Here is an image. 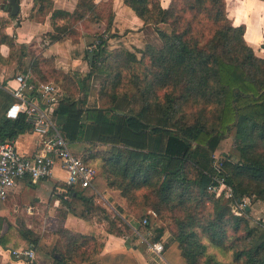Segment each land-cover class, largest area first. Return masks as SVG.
Here are the masks:
<instances>
[{
	"label": "trees",
	"instance_id": "16d2710c",
	"mask_svg": "<svg viewBox=\"0 0 264 264\" xmlns=\"http://www.w3.org/2000/svg\"><path fill=\"white\" fill-rule=\"evenodd\" d=\"M34 4L40 16L50 14L52 32L43 37L48 45L70 37L76 25L88 19L105 21L106 31L112 24L111 0L101 4L78 0L72 13L54 10L49 0H34ZM123 4L152 28L159 48L146 43L135 52L109 50L108 37L102 35L99 44L86 51L87 59L90 52L94 56L84 77L56 68L53 56L41 51L23 52L28 61L20 69L30 70L33 82L59 85L62 97L51 119L61 136L69 145L89 146L90 156L79 158L93 168L97 163L105 185L138 207V220L150 210L163 223L173 224L172 241L184 264H225L208 254V247L222 255L230 253L233 264H264V230L257 232L248 222L251 205L264 204V55L258 57L246 43L245 25H233L225 0H170L165 8L161 0H123ZM108 7L103 19L101 8ZM9 16L17 15L9 12ZM3 29L0 44L8 45L9 60L14 45ZM134 65L142 67L140 76L128 75ZM125 74L136 85L134 97L121 83ZM96 75L105 79L98 97L91 99L89 82ZM0 95V143L31 133L24 112L14 120L6 117L13 100L2 91ZM100 98L108 101L107 108L96 104ZM231 131L238 161L219 159L217 172L212 155ZM216 176L224 178L232 201L249 200L242 216L233 215L222 194L207 190ZM88 190L58 183L53 196L83 220H89L90 212L103 213L109 234L132 233L95 205ZM65 217L62 212L54 232L58 236L54 264L91 261L98 248L95 238L64 228ZM3 225L2 248L39 247L42 236L28 229L20 217L0 218V231ZM153 228L152 240L159 241L166 228Z\"/></svg>",
	"mask_w": 264,
	"mask_h": 264
},
{
	"label": "crops",
	"instance_id": "0c3cea01",
	"mask_svg": "<svg viewBox=\"0 0 264 264\" xmlns=\"http://www.w3.org/2000/svg\"><path fill=\"white\" fill-rule=\"evenodd\" d=\"M16 1L19 11L16 18L12 19L8 12L9 0H0V29L2 30L4 28L5 35L11 38L14 45L11 53L12 57L8 60L10 49L8 45L0 44V81L3 87L9 89H13L16 86L13 81L14 75L12 73L17 71H20L21 74L27 72L31 73L30 70L23 72L20 67L22 64L26 65L28 61V58L22 57V53L29 52L26 51V49L33 43L38 44L35 46V49L39 47L44 56H53L60 61H63L66 56V50L64 49L66 46L70 48L67 49L69 53L74 50L78 53L82 48L81 45L84 44L77 47L71 46L68 40H65L66 42H56L48 45L47 40H43V37L45 34L52 32L50 14L45 17L40 16L38 13V6L34 4V0ZM49 1H51L54 10L72 13L78 0ZM106 1L108 0H95L97 4ZM225 1L227 13L233 25H245L244 39L246 43L254 52L260 49L261 57H263L264 50L261 45H264V0ZM169 2L170 0H167V2L161 0V6L165 8ZM111 3L114 13L113 27L115 31L117 30L115 35L117 34L120 36L119 38H116V36L114 39H118L117 41L123 44L128 42L137 49H141L145 44L144 41L147 40V35H149V26H143V23L134 13L123 4V0H111ZM229 4H231V10L228 9ZM243 5L250 7L247 17H242L241 12L239 14L237 13L238 9L242 8ZM237 15L239 16L238 22H236ZM101 24L103 25L104 23L101 22ZM120 26L129 28L130 30H135V26H137L139 29L136 28L137 31L135 32L129 31L124 33L121 32ZM249 26L251 28L250 32ZM43 43L45 47L42 46ZM146 43H148V41ZM73 64L74 65H70L68 61L62 62L59 69L63 71H77V66L80 65L79 61L75 60ZM0 91L10 97L7 91ZM2 104L3 101L0 95V116L2 115ZM11 141L17 153L22 156L33 157L40 153V148L37 146V142L39 141L38 136L32 132L19 135ZM62 179V172L55 169L54 178L42 180L37 184H31L27 179L18 181L9 191L6 198L7 200L4 202L0 201V218L12 220L15 217H20L28 229L40 234L32 228L31 221L33 219L51 218L56 216V212L58 214L65 212L66 217L63 220V227L72 232L94 237L98 246L97 252L92 257L91 261L76 264H184L183 259L179 255L176 243L168 238L166 234H163L159 240L162 242L164 248L162 258L160 259L151 253L144 244L140 243L136 237L128 234L120 236L109 234L98 222L83 220L70 214L53 196L55 186L58 185V183L63 184ZM46 183L50 185L45 186ZM39 184L44 185L49 191L48 197L46 196L43 198V196H34V199L30 200L27 186L35 190V187ZM40 228L42 227L40 226ZM5 230L6 227L3 225L0 232L3 233ZM41 231H43V228ZM57 240V236L49 233V235L41 238L40 245L37 249L20 244L17 249H28L34 252L35 256L33 260L27 258H14L11 255L12 249H4L0 246V264H54V259L58 256V254L54 252ZM66 264L73 263L68 262Z\"/></svg>",
	"mask_w": 264,
	"mask_h": 264
},
{
	"label": "built area",
	"instance_id": "2783aa9c",
	"mask_svg": "<svg viewBox=\"0 0 264 264\" xmlns=\"http://www.w3.org/2000/svg\"><path fill=\"white\" fill-rule=\"evenodd\" d=\"M98 44L99 41H95L90 50ZM32 78L29 72L15 75L13 81L16 86L13 89L3 87L0 81V90L7 91L13 100L5 112L6 117L14 120L24 112L32 133L38 136L37 146L40 148L38 155L26 157L17 153L12 141L0 143V201L6 200L9 191L18 181L27 179L31 184H37L42 180L54 178L55 169L62 172L64 185L76 189H89L94 194H98L94 185L97 174L95 169L84 164L79 156L71 152L69 144L51 119V111L62 97L61 89L53 83L33 82ZM33 94L36 99L31 98ZM220 166L218 161L214 162L217 172L220 171ZM207 190L214 195L222 194L229 202L234 216H242L248 208L245 200L237 203L232 201V192L223 177L216 176L214 184H211ZM147 225V219L144 218L137 226L129 225V227L134 237L161 259L163 244L152 240L153 235ZM11 255L14 258L30 260L35 256L32 250L21 248L12 250Z\"/></svg>",
	"mask_w": 264,
	"mask_h": 264
},
{
	"label": "rangeland",
	"instance_id": "374dc122",
	"mask_svg": "<svg viewBox=\"0 0 264 264\" xmlns=\"http://www.w3.org/2000/svg\"><path fill=\"white\" fill-rule=\"evenodd\" d=\"M165 2H167V0H164ZM227 8V7H226ZM106 9V12H104ZM101 8L102 10V18L106 19V15L109 13V7L107 8ZM229 10H231V4H229ZM101 10L99 9V11L101 12ZM108 10V11H107ZM250 10V7H248L247 5H243L242 8L238 9L237 13L239 14L240 12L242 13V17H247L248 11ZM229 17V15H228ZM238 15L236 18V22H238ZM230 18V17H229ZM114 21V13H113V18H112V24L110 27L109 31H106V25H105V21H102L104 24L102 25L101 23H94L92 20L90 21L89 19L86 21H83L82 24L80 25H76L74 32L70 35V37H67L65 40H68V42L71 44V46H79L81 44V52L79 51L78 53L74 50L71 53L68 52V46H66L64 49L66 56L64 57L63 61H60L59 59L54 58V65L56 68L59 69V66H61L62 62H66L68 61L70 63V65H74L73 62L75 60L79 61V66H77L78 70L77 71H64V72H75L78 73L81 77H84L88 71H89V61L86 58V51L90 50V45L95 43V41H99L98 37L99 36H104V37H108L106 43L108 46L109 50H113V49H127L129 51H137L138 49L133 46L132 44H129L128 42H125L124 44L122 42L117 41L120 36L119 35H115V32H117V30H114L113 27V22ZM117 24V22H116ZM144 26V25H143ZM163 30H167L166 26H160ZM139 29L137 26H135V30H130L129 28H124L120 26L121 32L127 33L129 31L131 32H135L136 30ZM250 26H249V32H250ZM126 30V31H125ZM149 31V35H147V40L144 41L145 44L148 41L149 44H152L156 47H160V42L159 39L157 37V35L154 33V31L152 30L151 27L148 28ZM115 35V39L114 37H111ZM153 35V36H152ZM111 37V38H110ZM146 38V36H145ZM65 40H63L62 42H66ZM74 41V42H73ZM263 42V41H262ZM67 44V43H66ZM37 43H33L32 45H30L29 47H27L26 51L29 52H35L38 53L40 52V48L38 47V49H35V46H37ZM263 45V44H262ZM261 45V47H262ZM44 46V43L42 45ZM70 49V48H69ZM77 49V48H76ZM258 49V48H257ZM255 55H257L258 57H261L262 55L260 54V49L257 50V52H254ZM17 54V52H16ZM70 54V55H68ZM137 56L139 57V54H137ZM77 65V64H75ZM132 71L129 72V76L131 75V73L136 74V75H141L142 74V67H140L139 65H134L133 68H131ZM128 73V72H126ZM14 76L21 74L20 71L14 72L12 73ZM11 75V73H10ZM105 79V76H100V75H96L94 76L92 79H90V89L92 90L90 93L91 99H95L98 97V93H99V89L101 88V85L103 84V81ZM50 82H53L52 80H50ZM54 83V82H53ZM122 85L126 87V89H128L129 92V96H135L136 93V88L131 79V77H128L126 74L125 76L123 75L122 78ZM56 86V83H54ZM68 94H72V93H68ZM77 94V93H76ZM77 95L74 96V98ZM158 96H161L160 92H158ZM100 101H96V104L100 107V108H107V103L108 101H105V99L100 98ZM233 137H234V131H231L230 133H228L220 142L219 145L216 149V151L213 153L212 158L215 159V161H218L219 159L223 158V157H229V159L232 162H237L238 161V151L234 148V141H233ZM71 152H73L75 155L77 156H84L87 155L88 157L90 156V151H89V146L82 144V143H78V144H74V145H69ZM94 169L96 171L97 175V191L98 194H94L93 192H90V190H88L86 193L88 195H93V199H94V203L95 205L101 207L104 212L106 213L107 216H109L111 219H113L114 217L116 219H119L120 225H133V226H137L138 223L141 220H138V216L140 215V212L138 210V207L135 204H130L128 202L127 199H124L120 196L118 191H113L112 189L108 188L105 185V182L103 180V178L100 176L99 170L97 168V163L93 164ZM49 186V183H46L45 186ZM106 186V187H105ZM28 188V192H29V198L30 200L34 199V196H43V198H45L46 196L48 197L49 195V191L46 189V187H44V185L39 184L35 187V190H33L32 187L27 186ZM137 195H140V193H138ZM7 200V199H6ZM5 200V201H6ZM249 201V200H248ZM248 201L245 202L248 203ZM2 202V201H1ZM4 202V201H3ZM252 209H251V213L250 216L248 217V222H249V226L254 228L257 232H261L264 230V204L262 202H255L251 205ZM75 210L77 213H79L81 211L80 205L75 206ZM62 211V210H61ZM64 211V210H63ZM145 213V214H144ZM144 216L147 219V222H150L151 227L149 228V231L152 233V235H154L153 233V226L154 227H165V233L166 236L168 238H170L172 240V234L175 232V227L173 226V224L169 223V222H162L158 219V217L156 216L155 213H153L150 210H147L146 212H144ZM60 214H58L56 212V216L55 217H51V218H41V219H33L31 221V225L32 228L34 230H36L37 232H39L42 237L43 236H47L49 235V233L54 234V232L59 228L60 224H58V221L60 220ZM89 218V220L91 221H96L99 224H101L103 226V228L106 230L108 227V223L107 221L104 220V214L99 212V211H93L90 212V214H87ZM117 225L118 224V221ZM123 225L119 226V227H123ZM40 226L43 228V231H41L42 228H40ZM126 226V227H127ZM125 234L132 235V233L129 234V232H126ZM55 235V234H54ZM57 236V235H55ZM58 237V236H57ZM56 247V245H55ZM54 252L57 253V249H54ZM207 253L208 254H212L213 256H215V258L225 264H233L232 263V256L230 253H227L225 255L221 254V251H219L218 249L212 248V247H208L207 249Z\"/></svg>",
	"mask_w": 264,
	"mask_h": 264
},
{
	"label": "water",
	"instance_id": "95a60500",
	"mask_svg": "<svg viewBox=\"0 0 264 264\" xmlns=\"http://www.w3.org/2000/svg\"><path fill=\"white\" fill-rule=\"evenodd\" d=\"M8 11L10 12L11 15L15 16L17 15L18 11H19V7L17 4L16 0H9V7H8ZM94 54L93 53H88V61L89 64L92 63V59H93ZM246 210H248V208H246Z\"/></svg>",
	"mask_w": 264,
	"mask_h": 264
}]
</instances>
